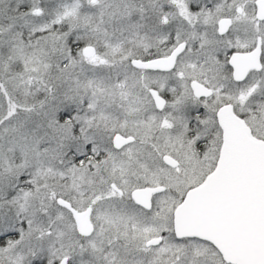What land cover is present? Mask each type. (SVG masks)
I'll return each mask as SVG.
<instances>
[{"label":"snow or ice","instance_id":"1","mask_svg":"<svg viewBox=\"0 0 264 264\" xmlns=\"http://www.w3.org/2000/svg\"><path fill=\"white\" fill-rule=\"evenodd\" d=\"M0 264H264V0H0Z\"/></svg>","mask_w":264,"mask_h":264}]
</instances>
